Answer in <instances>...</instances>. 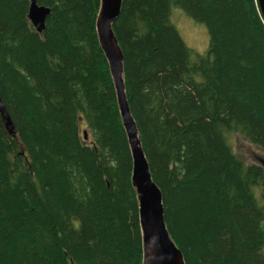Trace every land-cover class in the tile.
Masks as SVG:
<instances>
[{"label":"trees","instance_id":"trees-1","mask_svg":"<svg viewBox=\"0 0 264 264\" xmlns=\"http://www.w3.org/2000/svg\"><path fill=\"white\" fill-rule=\"evenodd\" d=\"M0 0V264H142L132 160L100 0ZM175 7L208 35L196 55ZM113 33L164 221L184 264H264V19L257 0H121ZM84 132L86 140L84 139Z\"/></svg>","mask_w":264,"mask_h":264},{"label":"water","instance_id":"water-1","mask_svg":"<svg viewBox=\"0 0 264 264\" xmlns=\"http://www.w3.org/2000/svg\"><path fill=\"white\" fill-rule=\"evenodd\" d=\"M264 19V0H257ZM121 0H100L95 29L100 48L107 62L117 105L132 160L131 184L135 191L142 240V264H184L181 252L176 249L167 232L161 193L153 183L147 160L142 150L136 124L131 116L125 95L123 56L112 25L118 18ZM49 9L39 7L30 0L28 18L36 32L44 29ZM0 118L10 135L14 127L0 101ZM84 132V139L86 140ZM260 163L264 164V160ZM259 163V164H260Z\"/></svg>","mask_w":264,"mask_h":264},{"label":"rangeland","instance_id":"rangeland-1","mask_svg":"<svg viewBox=\"0 0 264 264\" xmlns=\"http://www.w3.org/2000/svg\"><path fill=\"white\" fill-rule=\"evenodd\" d=\"M170 22L177 30L185 45L191 49L194 54L199 55L206 50L208 35L202 25L194 23L186 17L181 10L175 7L170 11ZM229 145L238 160L246 165H257L264 160V154L238 134H234L229 138ZM262 224L264 228V222Z\"/></svg>","mask_w":264,"mask_h":264},{"label":"bare ground","instance_id":"bare-ground-1","mask_svg":"<svg viewBox=\"0 0 264 264\" xmlns=\"http://www.w3.org/2000/svg\"><path fill=\"white\" fill-rule=\"evenodd\" d=\"M130 110V109H129ZM120 114V113H119ZM132 116V115H131ZM122 122V121H121ZM123 126V125H122ZM124 129V128H123ZM125 132V131H124ZM177 249V248H176Z\"/></svg>","mask_w":264,"mask_h":264}]
</instances>
